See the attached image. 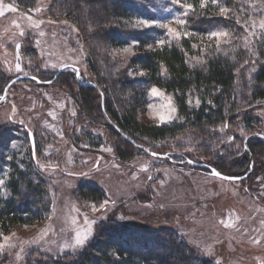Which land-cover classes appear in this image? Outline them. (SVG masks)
I'll list each match as a JSON object with an SVG mask.
<instances>
[{"label": "rangeland", "instance_id": "374dc122", "mask_svg": "<svg viewBox=\"0 0 264 264\" xmlns=\"http://www.w3.org/2000/svg\"><path fill=\"white\" fill-rule=\"evenodd\" d=\"M124 1L134 7L131 28L141 39L132 38L131 46L126 48L117 45L116 59L126 61L134 44L154 48L161 41L171 43L186 38L193 42L196 51L192 61L202 63L209 51L198 55V48L217 46L216 38H208V33L215 31L229 33L228 37L220 38V50L234 41L251 52L259 41H264V29L260 27L264 21V0H247L248 9L238 19L240 23L236 22L239 28L235 32L226 30L223 24L215 25L209 32L192 29L194 7L182 6L184 3L193 6L192 0H181L180 4L173 0ZM48 8L46 0L30 10L0 0V11L4 12L0 16V72L11 79L19 74L53 72L65 64H75L81 69L82 81L94 80L96 73L88 63L90 55L81 30L70 19L51 16ZM177 18L186 23L176 24ZM170 28L176 29L179 37L170 33ZM253 61L244 74L237 75L240 88L247 84L256 86L257 67L256 63L252 67ZM143 73L138 68L137 76ZM33 81L17 80L10 87L7 99L0 103V180L3 181L0 197L6 193L13 165L23 169L32 158V132L36 166L48 186L51 212L44 220L17 226L4 234L3 238L9 239L2 238L0 243L3 264H33L49 258L70 264L75 255L91 245L110 216L133 226L171 227L204 262L264 264L263 174H256L255 183L251 182L248 189L242 179L224 180L211 174L210 169L189 162L190 159L208 164L204 150L186 137H192L191 132L155 138L153 145L160 150L157 152L167 157L143 153L129 161L121 160L119 152H126L121 138L105 123L93 124L78 107L70 88ZM139 85L144 88L142 83ZM153 88L159 94H154ZM103 98L105 106L106 98ZM255 102L251 101L247 109L257 111L264 120V99ZM193 103L198 105L197 98ZM140 118L148 124L170 125L174 131H178V124H184L174 95L157 86L149 87ZM172 153H184L186 157L178 158L180 164L169 163L174 161ZM88 184L102 188L106 198L99 202L83 201L80 191ZM105 201L108 203L101 208ZM93 205L98 210H93ZM77 233L81 238L87 236L82 245L75 243Z\"/></svg>", "mask_w": 264, "mask_h": 264}, {"label": "trees", "instance_id": "16d2710c", "mask_svg": "<svg viewBox=\"0 0 264 264\" xmlns=\"http://www.w3.org/2000/svg\"><path fill=\"white\" fill-rule=\"evenodd\" d=\"M8 1L30 10L43 0ZM46 1L49 2L48 13L51 16L70 19L81 30L85 49L90 55L88 63L96 73V78L89 80L93 84L87 85L80 83L74 68H66L53 83L70 88L78 107L93 124L105 123L121 138L126 150L118 151L121 160L129 161L136 154L149 153L125 138L115 126L153 151H160L156 144L153 145L156 137H174L178 133L191 132L193 136L186 137L204 150L208 164L220 172L246 175L241 181L248 189L252 187L251 182L255 183L256 174H263L264 178V120L257 111L247 109L251 101L259 103L264 99L263 40L251 52L234 41L223 47L226 53L217 46H200L198 55L209 51L202 63L192 61L196 51L193 42L186 38L179 42H164L154 48L134 44L125 61L114 58L116 46L126 48L131 46L132 38L141 39L131 28L132 5L124 0ZM192 2L194 9L190 27L200 32H209L217 24L235 32L239 28L236 17L237 20L243 17L244 10L248 9L247 0H216L215 3L206 0L205 7L200 6L201 0ZM221 8L228 9L227 13H221ZM252 60V67L255 63L257 67L256 86L247 84L240 88L237 75L240 72L244 74ZM138 68L143 70L142 75L137 76ZM56 71L32 75L49 80ZM13 78L7 79L0 72V94ZM151 86L174 95L180 118L184 120L183 125L178 124V131L172 130L170 125L145 123L140 118ZM103 97L106 98L104 109ZM195 98L198 105L193 103ZM182 126L185 127L180 128ZM245 132L250 133L244 137ZM253 134L262 136L251 137L245 147V139ZM179 154L172 153L174 161L169 160V163L180 164L178 158L186 156ZM32 158L25 162L23 169L13 165L6 193L0 197V243L11 229L44 220L51 212V196L39 166H36L33 149ZM252 162V171L248 173ZM80 192L83 201L99 202L106 198L105 191L93 184L85 185ZM107 221L91 245L75 255L70 264H212L204 262L171 227L151 229L133 226L112 216ZM0 264H3L1 260ZM33 264L64 263L49 258Z\"/></svg>", "mask_w": 264, "mask_h": 264}, {"label": "water", "instance_id": "95a60500", "mask_svg": "<svg viewBox=\"0 0 264 264\" xmlns=\"http://www.w3.org/2000/svg\"><path fill=\"white\" fill-rule=\"evenodd\" d=\"M66 68H74V69L77 70V78H78V80L80 81V83L87 84V85L93 84L92 81H86V82H83V81L81 80L82 75H81V69H80L79 66H77V65H75V64H65V65H63L62 67H60L59 69H57V71H56L54 77H53L52 79H49V80H42V79H40L38 76H36V75H32V74H19V75H17V76L14 77V78H13V79L7 84V86L5 87V90H4V93H3V96H2V98L0 99V103H3V102L7 99V95H8V91H9L10 87H11L12 84H13L14 82H16L17 80H21V79H32V80L37 81L38 83H46V84H50V83L55 82V81L58 79V77H59V75L61 74V72H62L63 70H65ZM104 108H105V106H104V98H103V109H104ZM115 127H116V129H117V130H118V131H119V132H120L125 138H127V139L130 140L132 143H134L135 145H137L138 147H140L142 150L148 152V153L151 154L152 156H156V157H167V156H168L167 154L160 153V152H157V151H153V150L147 148L146 146L137 143V142H136L134 139H132L128 134H126L125 132H123L118 126H115ZM255 135H261V136H262V134H253V135H250V136L246 139V141H245V147H247V145H248V144H247V143H248V140H249L251 137L255 136ZM30 139H31V141H32V149H33V151H34V153H35V149H36V147H35V141H34V134H33L32 132H30ZM153 154H155V155H153ZM172 159H173V158H172ZM189 162H192V163H194V164H198V165H201V166H203V167H207V168H209L211 174H213L214 171H215V172H219V173H221V176L233 177L234 179H231V180H240V179H243L244 177H246V175H242V176L227 175V174H225V173L220 172L219 170H217L216 168H214L213 166H211V165H209V164H207V163H198V162L192 161V160H190V159H189ZM252 168H253V162H252V164H251V169H250L249 173L252 171ZM213 175H214V174H213ZM215 176H216V175H215ZM220 178H221V177H220Z\"/></svg>", "mask_w": 264, "mask_h": 264}, {"label": "snow or ice", "instance_id": "6c2138e0", "mask_svg": "<svg viewBox=\"0 0 264 264\" xmlns=\"http://www.w3.org/2000/svg\"><path fill=\"white\" fill-rule=\"evenodd\" d=\"M212 2L215 3L216 0H212ZM173 3H175V4H180V3H181V0H173ZM182 6H183L184 8H186V9H192V7H193L191 4H187V3L182 4ZM200 6H201V7H205V6H206V0H201V5H200ZM10 10L15 11L16 9H15V8H10ZM227 11H228V9H226V8H221V13H227ZM3 15H4V12H3V11H0V16H3ZM184 15H187V12H185ZM29 19H30V18H29ZM145 23H147V22H145ZM175 23L178 24V25H184V24L186 23V21L177 18V19L175 20ZM237 23H240V21L237 20ZM17 26H18V25H17ZM260 27H261L262 29H264V21H261V23H260ZM169 32H170V33H174L177 37H179V35H180V33L177 32L176 29H171V28H170V29H169ZM21 34H22V33H21ZM185 35H190V33H185ZM228 36H229V33L226 32V31H215V32H210V33H208V38H209V39L216 38V43H217V47H218V48H219V46H220V38H221V37H228ZM225 42H227V41L225 40ZM161 43H163V41H161ZM125 51H128V49H125ZM17 67H19V65H18ZM152 92H153L154 94H159V91H158L157 89H155V88L152 89ZM173 111H174V109H173ZM153 155H155V154H153ZM213 174L216 175V176H218V177H221V178L224 179V180H231V179H234L233 177L221 176V173H219V172H215V171H214ZM2 183H3V181L0 180V184H2ZM107 203H108V201H105L104 204H101V205H100V207H101V208H104V206H105ZM92 207H93V210H98V209H96L95 205H93ZM226 226H227V225H226ZM88 234H90V226H89ZM3 239H4L5 241H7L9 238H8V237H4ZM86 239H87V236H84L83 238H81L80 233H77V237H76V241H75V243H76V245H82V244L85 242ZM257 242H258V241H257ZM0 247H3V245L0 244Z\"/></svg>", "mask_w": 264, "mask_h": 264}]
</instances>
